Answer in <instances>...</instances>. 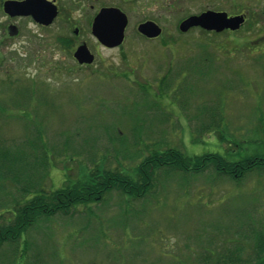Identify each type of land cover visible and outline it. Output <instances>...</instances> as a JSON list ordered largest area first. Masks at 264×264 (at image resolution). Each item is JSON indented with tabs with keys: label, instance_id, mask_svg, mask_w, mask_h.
<instances>
[{
	"label": "rangeland",
	"instance_id": "rangeland-1",
	"mask_svg": "<svg viewBox=\"0 0 264 264\" xmlns=\"http://www.w3.org/2000/svg\"><path fill=\"white\" fill-rule=\"evenodd\" d=\"M208 9L247 13V21L235 32L181 33L183 17L134 13L115 49L103 47L85 26L83 36L96 53L90 68L57 49L52 31L25 24L24 36L0 62V148L25 145L28 151L29 140L45 145L46 188L56 190L96 165L120 167L136 178L143 156L154 149L193 156L229 153L241 144L242 154L264 147L258 140L249 148L251 131L264 118V0H200V13ZM146 19L163 28L160 37L138 34ZM200 111L206 113L202 121ZM213 111L224 122L200 141ZM138 151L143 156L132 158ZM154 176L144 197L113 190L68 215L42 217L19 240L15 264H202L204 256H231L238 247L244 259L252 255L253 232L264 231V173L242 181L212 169ZM21 193L12 182H0V206ZM15 252L1 247L0 264Z\"/></svg>",
	"mask_w": 264,
	"mask_h": 264
},
{
	"label": "trees",
	"instance_id": "trees-1",
	"mask_svg": "<svg viewBox=\"0 0 264 264\" xmlns=\"http://www.w3.org/2000/svg\"><path fill=\"white\" fill-rule=\"evenodd\" d=\"M259 17L261 18V14ZM219 48L221 49V47ZM161 85L167 89L171 86H166L164 82H161ZM162 90L164 91V89ZM144 91L149 94L148 91ZM200 114L196 118H200L202 121L206 113L200 111ZM219 115L220 113L215 111L211 112L209 118L212 119V123L201 125L198 136L200 141L206 131H210L213 126L217 127L215 125L217 122H221V124L224 122L223 117L218 118ZM263 120L264 118H260L261 123L257 125L259 127L251 131L250 135L254 137L250 139V146L247 144L249 148L255 144L252 141H264V126H261ZM219 136L223 142L224 134H219ZM29 142L31 145L28 146L32 150L28 148V151L24 147L25 145L16 147L14 150L0 148V182L5 184L12 182L22 189L20 199L16 198L12 203L0 206V248L8 245L16 250L14 259L5 264H15L19 240L28 231V228L42 217L58 214L68 215L75 205L99 200L113 190L123 194L137 193L138 197H144L152 187L154 174L157 171L169 169L184 173L203 174L212 169L215 176L234 181H242L253 173H264V147L252 148V154H242L244 146L241 144V146L238 145L239 149L229 153H226L225 150L224 153L212 152L193 156L185 154L179 148L154 149L146 157L140 151L131 156L132 158L143 156V160L137 166L136 178L138 180L128 173L129 170L123 172L120 167L111 169L96 165L94 170H91L84 178L76 181L69 179L63 187L50 190L46 188V181L50 175L48 173L50 167L48 148L45 145H39V142L36 144L32 140ZM243 143H249V141H243ZM231 145L230 143L229 146ZM28 160L30 161L28 162ZM37 167L43 168L45 173L35 172L33 169L36 170ZM8 207L13 209H8ZM250 240L252 241V255L247 256L249 257L247 259H244L241 254L243 247H238L230 253L231 256H226L229 254L226 252L228 254L219 253L210 258L204 256L203 260H200L202 264H264V231L256 230ZM27 264H29L28 261Z\"/></svg>",
	"mask_w": 264,
	"mask_h": 264
},
{
	"label": "flooded vegetation",
	"instance_id": "flooded-vegetation-1",
	"mask_svg": "<svg viewBox=\"0 0 264 264\" xmlns=\"http://www.w3.org/2000/svg\"><path fill=\"white\" fill-rule=\"evenodd\" d=\"M26 2L28 4L25 5L24 10L16 9L19 4ZM196 4H199L198 7H194ZM104 8L120 9L128 17V26L131 15L134 13L143 18L180 16L185 19L200 16L201 13L212 10L208 9L200 13V0H0V62L6 59L7 52L12 49L15 40L24 36V25L29 24L40 33L47 30L52 31L54 46L57 49L68 51L80 67H92L96 61V53L91 48L89 40L84 38L83 29L86 26L92 33L94 20ZM244 15L247 18V13ZM50 17L51 20H49ZM146 21L152 20L146 19L143 22ZM141 23L137 25V28ZM193 29L199 28L190 30ZM84 45L95 56L92 64H80L74 56L77 49ZM40 56L43 58L42 54ZM45 56L48 54L44 53V58Z\"/></svg>",
	"mask_w": 264,
	"mask_h": 264
},
{
	"label": "water",
	"instance_id": "water-1",
	"mask_svg": "<svg viewBox=\"0 0 264 264\" xmlns=\"http://www.w3.org/2000/svg\"><path fill=\"white\" fill-rule=\"evenodd\" d=\"M27 4V2L19 4L16 9L22 11ZM245 22L246 16L244 14L230 16L227 12L208 10L201 13L200 16H192L182 20L179 24V30L182 33H187L192 28H201L216 33L227 30L234 32L240 30ZM127 26L128 17L120 9L104 8L94 20L92 33L103 46L115 48L124 43ZM137 30L148 39L158 38L163 32L162 27L154 21L141 23ZM74 56L80 64H92L95 60V56L85 45L80 46Z\"/></svg>",
	"mask_w": 264,
	"mask_h": 264
}]
</instances>
